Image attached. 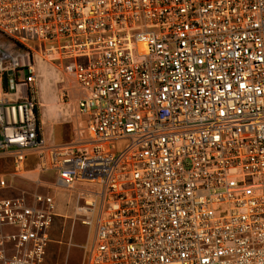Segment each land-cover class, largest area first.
I'll return each instance as SVG.
<instances>
[{"label": "built area", "instance_id": "2783aa9c", "mask_svg": "<svg viewBox=\"0 0 264 264\" xmlns=\"http://www.w3.org/2000/svg\"><path fill=\"white\" fill-rule=\"evenodd\" d=\"M0 37V264H45L55 218L81 264H264V0H0Z\"/></svg>", "mask_w": 264, "mask_h": 264}, {"label": "rangeland", "instance_id": "374dc122", "mask_svg": "<svg viewBox=\"0 0 264 264\" xmlns=\"http://www.w3.org/2000/svg\"><path fill=\"white\" fill-rule=\"evenodd\" d=\"M5 39L0 37V54L1 48L5 45ZM30 46L36 50L41 51L42 48L35 42H31ZM52 68L49 69L50 73L39 77L38 82L42 83V89L40 92V114H41V128L42 133L45 138L47 135L45 134V129L42 125L43 120H45L47 126L49 124V118L51 113V122L55 126V130L53 131V135L49 137L48 141L54 142L56 144H62L70 142L74 138V117L72 112L73 101L71 97L67 100H64V104H62L59 100V96L61 91L67 88V83H60L61 80L60 74L54 67H57L56 63H53ZM43 79V80H42ZM53 93V94H52ZM44 94V98L41 100ZM52 100V101H51ZM42 111V113H41ZM48 139V138H47ZM46 139V140H47ZM44 181L49 184H53L52 177H44ZM18 187L23 186V183L17 182ZM50 194H54V190H50ZM57 201L59 204L62 200L66 198L65 195L60 193L55 194ZM59 213L70 216L69 208L67 211L62 209L59 210ZM70 222L67 220L64 224V221L60 218H55L52 230H51V238L55 241L50 244L46 262L45 264H81L82 256L84 254V250L81 248L86 244V234L87 230L83 227L79 222L74 223L72 227V245L70 247L67 246V235L69 232Z\"/></svg>", "mask_w": 264, "mask_h": 264}, {"label": "crops", "instance_id": "0c3cea01", "mask_svg": "<svg viewBox=\"0 0 264 264\" xmlns=\"http://www.w3.org/2000/svg\"><path fill=\"white\" fill-rule=\"evenodd\" d=\"M47 77V76H46ZM42 86H43V84L42 83H40V92H41V89H42ZM42 96V98H41V100L44 98V94H42L41 95ZM39 100H40V93H39ZM52 101V100H51ZM40 107H41V104H40ZM41 113H42V111H41ZM41 114H40V109H39V116H38V119H39V122L41 123ZM43 124L44 125H46V122H45V120H43ZM44 125H42L43 127H44V129H45V134L47 135V140H49V137H51V135H53V131L55 130V126H54V124L51 122V113H50V118H49V124L47 125V126H44ZM51 142V141H50ZM22 183V182H21ZM28 186V184H26V183H23V186H21V187H27Z\"/></svg>", "mask_w": 264, "mask_h": 264}, {"label": "bare ground", "instance_id": "6f19581e", "mask_svg": "<svg viewBox=\"0 0 264 264\" xmlns=\"http://www.w3.org/2000/svg\"><path fill=\"white\" fill-rule=\"evenodd\" d=\"M43 80V79H42ZM53 94V93H52ZM42 95V94H41Z\"/></svg>", "mask_w": 264, "mask_h": 264}, {"label": "trees", "instance_id": "16d2710c", "mask_svg": "<svg viewBox=\"0 0 264 264\" xmlns=\"http://www.w3.org/2000/svg\"><path fill=\"white\" fill-rule=\"evenodd\" d=\"M4 89H6V88H4Z\"/></svg>", "mask_w": 264, "mask_h": 264}]
</instances>
